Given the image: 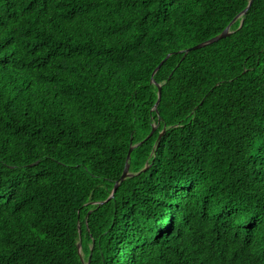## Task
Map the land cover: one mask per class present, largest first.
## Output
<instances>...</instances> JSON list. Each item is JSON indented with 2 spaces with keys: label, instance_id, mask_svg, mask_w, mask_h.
<instances>
[{
  "label": "trees",
  "instance_id": "obj_1",
  "mask_svg": "<svg viewBox=\"0 0 264 264\" xmlns=\"http://www.w3.org/2000/svg\"><path fill=\"white\" fill-rule=\"evenodd\" d=\"M248 1L0 0V264H264Z\"/></svg>",
  "mask_w": 264,
  "mask_h": 264
},
{
  "label": "water",
  "instance_id": "obj_2",
  "mask_svg": "<svg viewBox=\"0 0 264 264\" xmlns=\"http://www.w3.org/2000/svg\"><path fill=\"white\" fill-rule=\"evenodd\" d=\"M252 2H253V0H249L247 6H246V7H245V8H244V9H243V10H242L237 16H235V17L233 18V20H232V21L226 26V28H225V29H224L219 35H216V36H214V37H212V38H210V39H208V40H206V41H204V42H201V43H199V44H196V45H194V46H192V47L187 48L186 50H184L183 54L185 55L186 53H188V52H190V51H192V50H196V49H199V48L205 47V46H207V45H209V44H212V43H214V42H216V41H218V40H220V39H223V38L227 37V36L231 33V31H230V26H231V25H232L237 19H239L241 16H243V15L247 12V10H248L249 7L251 6ZM241 23H242V21H241ZM169 56H170V54H167L166 57L164 58V60H166L167 58H169ZM164 60H163V61H164ZM163 61H161V62L159 63V65L155 68V70H154L153 73H152V78H151V83H152V84H155V85L157 86V89H158V91H157V100H156V102H155V104H154V107H153V109H155V111H157V105H158L159 100H160V97H161V84H156V83H154L153 75H154L155 72L159 69V67H160V65L162 64ZM154 130H155V126L152 127L150 133L147 135V137H146L144 140H147V139L153 134ZM160 137H161V133L158 135V139H160ZM141 143H142V142H140L139 144L131 145V146H130V148H129L128 152H127V156H126L125 166H124L123 172H122L120 178L118 179V181L115 182L114 187H113V189H112V191H111V194L109 195V197L107 198V200H109L111 197H113V194H114V192L116 191L118 185H119L123 180H125L127 177H129V176L132 175V174H130V173L128 172L130 154H131L133 148H135L136 146L140 145ZM107 200H106V201H107ZM104 202H105V201H104ZM100 203H102V202H100ZM78 229H79V232H80V228H79V227H78ZM78 248H79V249L81 248V247H80V243H78Z\"/></svg>",
  "mask_w": 264,
  "mask_h": 264
}]
</instances>
